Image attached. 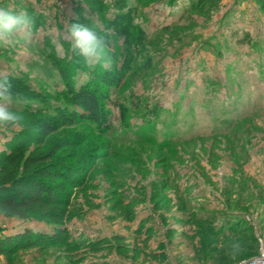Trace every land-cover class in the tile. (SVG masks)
Here are the masks:
<instances>
[{
    "label": "rangeland",
    "instance_id": "rangeland-1",
    "mask_svg": "<svg viewBox=\"0 0 264 264\" xmlns=\"http://www.w3.org/2000/svg\"><path fill=\"white\" fill-rule=\"evenodd\" d=\"M120 1L129 19L115 24L124 33L109 28L122 15ZM0 7L29 21L0 37V78L10 93L0 103L18 116L0 123V158L29 143L18 157L27 179L28 158L58 150L52 164L80 183L51 181L69 200L62 224L0 214V240L29 230L57 241L0 255V264H237L260 250L264 0H0ZM71 23L106 37L104 60L73 51ZM103 62L123 72L119 87L94 81ZM61 71L75 87L89 81L109 92L108 133L81 124L37 142L38 120L56 106L72 108Z\"/></svg>",
    "mask_w": 264,
    "mask_h": 264
},
{
    "label": "trees",
    "instance_id": "trees-1",
    "mask_svg": "<svg viewBox=\"0 0 264 264\" xmlns=\"http://www.w3.org/2000/svg\"><path fill=\"white\" fill-rule=\"evenodd\" d=\"M119 3L121 4L119 10H121L122 15L115 22L110 23L109 28L124 33V27L127 26L125 21H128L129 17L128 13L125 14L124 11L125 4L121 1ZM115 23H119L117 24L119 26L124 24V27H116ZM112 59H116V56L112 55ZM104 63L98 64L100 68H97L95 72L94 81L106 89L119 87L123 81V72L118 70L115 62H112L110 67H105ZM61 76L66 83L64 94L72 108L66 109L56 106L50 116L38 120L39 137L37 142L42 143L44 139L54 135L59 129H70L81 124L90 125L102 134L108 133L111 129L108 105L112 101L109 92L100 86L92 85V82L89 81L76 87L73 86L69 80L70 72L61 71ZM11 83L15 85L17 82ZM21 93L22 99L28 98ZM119 108L124 120L126 118L125 108L122 105ZM28 147L29 143L22 142L18 147L12 148L13 150L9 155L4 154L0 158V214L19 219H27L30 215L36 214L39 215L41 221L62 224L69 208V200L59 192V187L51 181L59 180L61 185H66L67 189H74L80 186L79 180L71 178L72 175L68 173L64 176L52 164L58 150L28 158L25 165H28L29 170L33 173L28 175L27 179L24 178L23 176L26 174L24 171H19L21 166L18 157L26 152ZM12 155H15L14 160L11 158ZM18 175H20L19 179H17ZM1 239L0 255L39 247L51 241L57 242L47 236L33 234L29 230L21 235ZM258 253L259 250L253 257L257 256Z\"/></svg>",
    "mask_w": 264,
    "mask_h": 264
},
{
    "label": "clouds",
    "instance_id": "clouds-1",
    "mask_svg": "<svg viewBox=\"0 0 264 264\" xmlns=\"http://www.w3.org/2000/svg\"><path fill=\"white\" fill-rule=\"evenodd\" d=\"M28 18L20 12L7 7H0V37L8 38L22 30L28 23ZM67 35L73 51L86 59L102 61L105 59L104 38L92 27L80 23H71ZM8 81L0 78V97L9 95ZM18 116L6 102L0 103V123L14 122ZM234 251L240 248L239 243L231 245Z\"/></svg>",
    "mask_w": 264,
    "mask_h": 264
},
{
    "label": "built area",
    "instance_id": "built-area-1",
    "mask_svg": "<svg viewBox=\"0 0 264 264\" xmlns=\"http://www.w3.org/2000/svg\"><path fill=\"white\" fill-rule=\"evenodd\" d=\"M237 264H264V245L263 242H261L260 250L257 256L241 261Z\"/></svg>",
    "mask_w": 264,
    "mask_h": 264
}]
</instances>
